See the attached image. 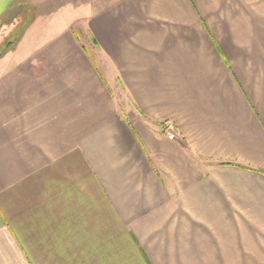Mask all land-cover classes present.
<instances>
[{
    "label": "crops",
    "instance_id": "crops-1",
    "mask_svg": "<svg viewBox=\"0 0 264 264\" xmlns=\"http://www.w3.org/2000/svg\"><path fill=\"white\" fill-rule=\"evenodd\" d=\"M25 4L0 0V264H264V0H118L44 39Z\"/></svg>",
    "mask_w": 264,
    "mask_h": 264
},
{
    "label": "rangeland",
    "instance_id": "rangeland-1",
    "mask_svg": "<svg viewBox=\"0 0 264 264\" xmlns=\"http://www.w3.org/2000/svg\"><path fill=\"white\" fill-rule=\"evenodd\" d=\"M25 14L18 12L17 18L27 22L24 29L27 34L41 35V38H49L55 34H61L67 25L80 31L82 17L91 18L100 9H105L118 0H29L26 2ZM89 14L85 16L86 14ZM92 14V15H91ZM91 15V16H90ZM49 19V20H47ZM29 20L30 24H29ZM23 30V29H21ZM9 34V30H6ZM36 32V33H35ZM81 34V32L79 33ZM87 33H84L86 37ZM82 35V34H81ZM10 46V45H9ZM8 46V47H9ZM8 47L6 49H8ZM5 49V50H6ZM119 109L125 114L126 105L130 103L124 90L120 93Z\"/></svg>",
    "mask_w": 264,
    "mask_h": 264
},
{
    "label": "trees",
    "instance_id": "trees-1",
    "mask_svg": "<svg viewBox=\"0 0 264 264\" xmlns=\"http://www.w3.org/2000/svg\"><path fill=\"white\" fill-rule=\"evenodd\" d=\"M10 44H7V46H9Z\"/></svg>",
    "mask_w": 264,
    "mask_h": 264
}]
</instances>
